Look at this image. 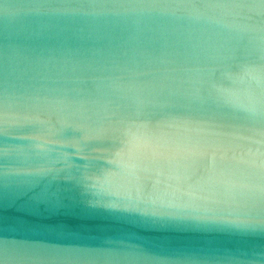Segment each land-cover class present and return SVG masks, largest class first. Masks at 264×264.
<instances>
[{
    "label": "water",
    "instance_id": "95a60500",
    "mask_svg": "<svg viewBox=\"0 0 264 264\" xmlns=\"http://www.w3.org/2000/svg\"><path fill=\"white\" fill-rule=\"evenodd\" d=\"M0 264H264V0H0Z\"/></svg>",
    "mask_w": 264,
    "mask_h": 264
}]
</instances>
